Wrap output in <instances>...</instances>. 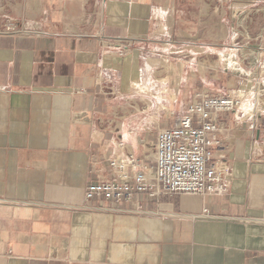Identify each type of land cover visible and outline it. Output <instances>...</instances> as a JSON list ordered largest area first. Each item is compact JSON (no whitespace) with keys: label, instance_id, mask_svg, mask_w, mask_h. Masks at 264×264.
I'll return each mask as SVG.
<instances>
[{"label":"crops","instance_id":"crops-1","mask_svg":"<svg viewBox=\"0 0 264 264\" xmlns=\"http://www.w3.org/2000/svg\"><path fill=\"white\" fill-rule=\"evenodd\" d=\"M27 1L12 18L22 30H0V264H264L256 90L220 115L226 191L85 198L89 184L153 164L164 111L133 103L153 90L144 57L171 36L176 0H46L40 21Z\"/></svg>","mask_w":264,"mask_h":264},{"label":"rangeland","instance_id":"rangeland-1","mask_svg":"<svg viewBox=\"0 0 264 264\" xmlns=\"http://www.w3.org/2000/svg\"><path fill=\"white\" fill-rule=\"evenodd\" d=\"M176 5L180 13L171 36L149 47L144 57L142 78L150 79L153 90L138 94L133 108L141 114L152 109L149 116L163 108L166 126H172L198 92L256 90L264 101L259 92L264 89V0H176ZM45 6L46 0H32L33 21L45 19ZM24 7L27 0H0V30L10 21L22 30L13 19ZM61 8L59 2L49 5L52 19H61ZM157 87L164 88L160 103L154 98Z\"/></svg>","mask_w":264,"mask_h":264},{"label":"built area","instance_id":"built-area-1","mask_svg":"<svg viewBox=\"0 0 264 264\" xmlns=\"http://www.w3.org/2000/svg\"><path fill=\"white\" fill-rule=\"evenodd\" d=\"M5 31L19 32L10 21ZM123 53V52H121ZM244 94L198 92L187 112L162 128L156 137L153 164L135 173L132 181L99 180L85 189L86 200L127 203L137 191L154 195L176 193H221L227 189L229 165L224 143L218 136L225 126L221 113L236 111ZM228 127V126H227Z\"/></svg>","mask_w":264,"mask_h":264},{"label":"bare ground","instance_id":"bare-ground-1","mask_svg":"<svg viewBox=\"0 0 264 264\" xmlns=\"http://www.w3.org/2000/svg\"><path fill=\"white\" fill-rule=\"evenodd\" d=\"M154 153H155V147H154ZM154 157V156H153Z\"/></svg>","mask_w":264,"mask_h":264}]
</instances>
